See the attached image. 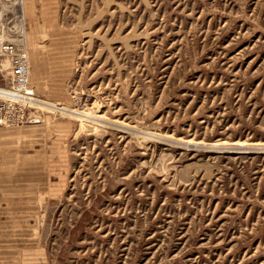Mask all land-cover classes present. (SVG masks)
<instances>
[{
    "label": "rangeland",
    "instance_id": "1",
    "mask_svg": "<svg viewBox=\"0 0 264 264\" xmlns=\"http://www.w3.org/2000/svg\"><path fill=\"white\" fill-rule=\"evenodd\" d=\"M0 90V264H264V0H0Z\"/></svg>",
    "mask_w": 264,
    "mask_h": 264
},
{
    "label": "built area",
    "instance_id": "2",
    "mask_svg": "<svg viewBox=\"0 0 264 264\" xmlns=\"http://www.w3.org/2000/svg\"><path fill=\"white\" fill-rule=\"evenodd\" d=\"M3 52H6L11 56L13 64L11 67V77L15 87L23 88L27 84L28 79V60L23 55L16 54V49L11 44H5L1 46ZM19 90V89H18Z\"/></svg>",
    "mask_w": 264,
    "mask_h": 264
},
{
    "label": "bare ground",
    "instance_id": "3",
    "mask_svg": "<svg viewBox=\"0 0 264 264\" xmlns=\"http://www.w3.org/2000/svg\"><path fill=\"white\" fill-rule=\"evenodd\" d=\"M17 89V88H16ZM0 95H5V96H13V95H15L12 91H6V90H0ZM28 100H30V99H28ZM25 101V100H24ZM31 102V101H30ZM33 102V101H32ZM35 103H36V101H35ZM37 104V103H36ZM43 104V103H42ZM44 106L46 105V104H43ZM50 106V105H49ZM62 110H64V109H62ZM67 111V110H66ZM69 113V112H68ZM75 115V114H74ZM87 118V117H86ZM93 119V118H92ZM232 146H234V145H236V146H238V144H231ZM240 145V144H239ZM253 145V144H252ZM261 145V144H260ZM222 146V145H221ZM254 146H259L258 144H254ZM234 148V147H233Z\"/></svg>",
    "mask_w": 264,
    "mask_h": 264
}]
</instances>
